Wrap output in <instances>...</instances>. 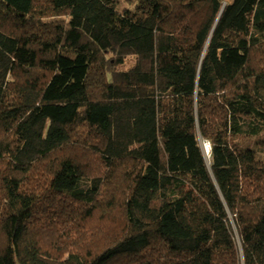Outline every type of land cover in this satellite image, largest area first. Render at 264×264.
<instances>
[{"label": "trees", "instance_id": "trees-1", "mask_svg": "<svg viewBox=\"0 0 264 264\" xmlns=\"http://www.w3.org/2000/svg\"><path fill=\"white\" fill-rule=\"evenodd\" d=\"M126 4L0 0V264H264V0Z\"/></svg>", "mask_w": 264, "mask_h": 264}, {"label": "rangeland", "instance_id": "rangeland-1", "mask_svg": "<svg viewBox=\"0 0 264 264\" xmlns=\"http://www.w3.org/2000/svg\"><path fill=\"white\" fill-rule=\"evenodd\" d=\"M120 1H121V6L127 5V4H126V0H120ZM134 63H135V59L129 57V58L126 60V64H125V66H124L123 68H125V69L130 68V67H132V66L134 65ZM206 146H207V145H205V150H206Z\"/></svg>", "mask_w": 264, "mask_h": 264}, {"label": "water", "instance_id": "water-1", "mask_svg": "<svg viewBox=\"0 0 264 264\" xmlns=\"http://www.w3.org/2000/svg\"><path fill=\"white\" fill-rule=\"evenodd\" d=\"M210 151V145H207V148H206V153H207V151ZM208 154V153H207Z\"/></svg>", "mask_w": 264, "mask_h": 264}, {"label": "built area", "instance_id": "built-area-1", "mask_svg": "<svg viewBox=\"0 0 264 264\" xmlns=\"http://www.w3.org/2000/svg\"><path fill=\"white\" fill-rule=\"evenodd\" d=\"M206 148H207V146H206ZM207 153H209V150L207 151Z\"/></svg>", "mask_w": 264, "mask_h": 264}]
</instances>
